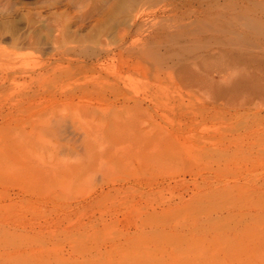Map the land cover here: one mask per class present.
Instances as JSON below:
<instances>
[{
    "label": "rangeland",
    "instance_id": "obj_1",
    "mask_svg": "<svg viewBox=\"0 0 264 264\" xmlns=\"http://www.w3.org/2000/svg\"><path fill=\"white\" fill-rule=\"evenodd\" d=\"M111 128L163 144L156 187L105 184ZM7 158L44 181L0 178V264H264V0H0Z\"/></svg>",
    "mask_w": 264,
    "mask_h": 264
},
{
    "label": "bare ground",
    "instance_id": "obj_2",
    "mask_svg": "<svg viewBox=\"0 0 264 264\" xmlns=\"http://www.w3.org/2000/svg\"><path fill=\"white\" fill-rule=\"evenodd\" d=\"M133 45V44H132ZM102 70V69H101ZM71 73V72H70ZM83 79V78H82ZM91 80V79H90ZM93 80V79H92ZM95 81V80H94ZM86 82V81H85ZM82 83V82H81ZM78 85V84H77ZM85 85V84H84ZM93 94V93H92ZM70 96V95H69ZM73 96H75V95H73ZM90 97V96H89ZM76 98V97H75ZM78 99V102L79 103H85V104H87V103H89V105H90V103H91V99L90 98H88V95H84V94H82V95H79L78 97H77ZM93 99V98H92ZM72 102V101H71ZM88 105V106H89ZM81 106H82V104H81ZM84 107H86V106H84ZM103 124V123H102ZM127 125V124H126ZM131 127V126H130ZM120 128H121V126H120ZM127 128V127H126ZM111 129H113V128H111ZM110 129V130H111ZM130 129V128H129ZM133 129V128H132ZM151 129H152V127H151ZM105 130V127H104V129H103V131ZM108 131V129H107V131L106 132H104V134H102L103 136L105 135V133H107V134H109V136L108 137H111V136H113V137H115V138H113L112 137V139L110 138V141L108 142V144H103V143H98V145L97 146H93L92 147V149L90 148L89 150L87 149V148H85V151L87 152H89L90 153V155H91V159H92V161L94 160L95 162H97V163H99V168L98 169H100V167L102 168V169H106L108 172H112V171H115V170H117V168H119V167H122V168H125L126 170H128V174H129V172H130V177H124V175H126V174H124L123 176H121V177H124V178H122V179H120L119 177H118V179L116 178V179H114L113 177V179H108V177H107V179H106V183L105 184H108V183H115V182H121V183H123V182H129V181H132V183H133V186L134 185H136V186H138V188H140V189H143L144 187H147V188H150L152 185L154 186V187H156L157 185H158V180H157V178H156V176H158V175H155V173L153 174L152 172L151 173H149L148 171H158V169H160V171L161 172H164V169H162V168H164V166H166L165 168H166V170L165 171H167V169L168 168H172V164L174 163L171 159H172V157H167L166 158V156L168 155H164L163 156V153H160L161 152V150L163 149L162 148V146L161 145H163L162 143L161 144H159V142L157 143V142H153V141H149L150 139H144V141H141V139H139L141 142H132V143H127L126 141L124 142V141H121L118 137H120L121 136V134H123V131L121 130V129H119V128H114L113 130H111V131ZM127 130V129H126ZM153 130V129H152ZM100 131H102V130H100ZM134 131H135V128H134ZM139 131H142V130H139ZM167 132V131H166ZM153 133V132H152ZM98 134V133H97ZM111 134V135H110ZM126 134H128L127 132H126ZM139 136H140V132L139 133H137ZM134 135V134H133ZM141 136H142V134H141ZM148 136V135H147ZM107 137V138H108ZM128 137V136H127ZM149 137H150V135H149ZM162 137V136H161ZM99 138V137H98ZM105 138V137H104ZM122 138V137H121ZM124 138V137H123ZM133 138V137H132ZM139 138V137H138ZM126 138H124V140H125ZM143 139V138H142ZM106 140V139H105ZM128 140V139H127ZM165 140V139H164ZM101 141H102V139H101ZM130 141V140H129ZM133 141V140H132ZM157 141V140H156ZM166 141H167V139H166ZM165 141V142H166ZM131 142V141H130ZM162 142H164V141H162ZM164 142V143H165ZM83 143V142H82ZM28 145V144H27ZM94 145V144H93ZM165 145V144H164ZM20 148V147H19ZM172 150V149H171ZM67 154H70V153H75L76 151H75V149L73 148V147H70V148H67ZM165 151V154H166V150H164ZM163 151V152H164ZM25 159V158H24ZM31 159V158H30ZM9 160H11V159H9ZM8 160V158L6 159V161L4 160L2 163L0 162V178H3V177H6V176H9V177H11V179L13 178V176L15 177H18V175H20L21 176V174H24L23 172H27L25 169L27 168V170H32V171H34L32 168H34V167H28V164L29 163H27V165L26 164H23L24 162H23V160L22 161H19V162H12V161H9ZM15 160H16V158H15ZM17 160H19V159H17ZM30 161V160H29ZM68 161V160H67ZM74 161V160H73ZM21 162V164H19ZM23 162V163H22ZM71 162V161H70ZM171 162H173V163H171ZM25 163H26V161H25ZM167 163H168V165L170 166V167H167ZM171 163V164H170ZM17 164H19V165H17ZM93 164V163H92ZM21 165V166H20ZM24 165H26V166H24ZM30 166H31V163H30ZM37 166V165H36ZM29 168V169H28ZM39 168V167H38ZM89 168H93V167H89ZM88 169V168H87ZM37 170V169H36ZM40 170V169H39ZM39 170L38 171H36L39 175H41L40 173H39ZM70 170H71V167H70ZM77 170V169H76ZM123 170V169H122ZM122 170H117L119 173H120V171L122 172ZM163 170V171H162ZM92 171V170H91ZM100 171H101V169H100ZM125 171V170H124ZM159 171V172H160ZM29 172V171H28ZM27 172V173H28ZM31 172V171H30ZM96 172V171H95ZM106 172V171H105ZM146 172H148V173H146ZM122 173H125V172H122ZM33 174H34V172H33ZM33 174H32V176H33ZM66 174V173H65ZM93 174H94V172H93ZM148 174V175H147ZM153 174V175H152ZM157 174V173H156ZM159 175H160V173H158ZM163 175L164 174H166V173H162ZM29 175H31V174H29L28 173V175H26L24 178L23 177H20V179H22L23 178V180H20L19 181V178H18V183L16 184V186L18 187V193L16 194V196H19L18 194H24V193H26L27 195H29L30 194V192H34V190L33 189H35L33 186H35V185H38V183H39V180H41L42 182L44 181L42 178H36V177H32V176H29ZM54 175V174H53ZM108 175H110V174H108ZM43 176V175H42ZM45 176V175H44ZM104 175H102V177H103ZM114 176V175H113ZM116 176V175H115ZM114 176V177H115ZM9 177H8V182H9ZM15 177V178H16ZM46 177V176H45ZM173 177V176H172ZM104 178H106V177H104ZM161 178H163V177H161ZM5 180V179H4ZM7 180V179H6ZM6 180L4 181L5 182V184H6ZM13 180V179H12ZM17 180V179H16ZM50 180V179H49ZM3 181V180H2ZM166 181V180H165ZM3 182V183H4ZM11 182V181H10ZM16 181H13V183H15ZM42 182H41V184H42ZM50 182V181H49ZM164 182V181H163ZM163 182H161V183H163ZM52 183V182H51ZM53 183H54V181H53ZM131 183V182H130ZM41 184H39V186L41 185ZM15 185V184H14ZM43 185H44V183H43ZM51 185H53V184H51ZM50 185V186H51ZM177 185V184H176ZM42 186V185H41ZM16 187V188H17ZM52 187V186H51ZM6 188V187H5ZM12 188H14V187H12ZM32 188V190L33 191H31L30 189ZM146 188V189H147ZM136 190L137 189H134V191H133V189H132V191L131 192H133V193H135L136 192ZM116 192H118L119 190L117 189V190H115ZM29 192V193H28ZM161 192V191H160ZM129 193V192H128ZM107 194V193H106ZM130 194V193H129ZM118 195H119V193H118ZM0 201H4V200H8L9 201V203L10 202H12L14 199H12L11 198V196L10 195H8V193L6 192V191H4V192H2V194H0ZM30 196H31V194H30ZM128 196V195H127ZM21 197V196H20ZM16 198V197H15ZM17 198H19V197H17ZM16 198V199H17ZM180 198H182V197H180ZM179 198V199H180ZM133 200V199H132ZM162 200V199H161ZM160 200V201H161ZM131 201V200H130ZM163 201V200H162ZM181 201V200H180ZM167 202V201H166ZM13 203V202H12ZM158 203V202H157ZM163 204H164V201L162 202ZM13 204H15V203H13ZM13 204H9L8 206H12ZM158 205H159V203H158ZM148 206V205H147ZM161 206V205H160ZM171 206V205H170ZM7 207V206H6ZM121 207V206H120ZM143 208H146V207H143ZM150 208L152 209V213L151 214H144L145 216H144V218L141 220V223H140V227L141 226H143V225H145L146 224V222H148V220L150 219V217L149 216H155V215H157V213L155 212L156 211V208L154 207V206H152V205H150ZM120 210V209H119ZM149 210V209H148ZM169 210H171V209H169ZM174 210V209H173ZM144 211V210H143ZM164 211H166L165 209L160 213V214H158L159 216H157V217H160V218H164V216H165V212ZM168 211V210H167ZM172 211V210H171ZM139 214V213H138ZM171 215V214H170ZM137 217H139V215H137ZM154 222V221H153ZM134 224H135V222H134ZM18 227H20V228H22V229H27V228H29L30 230H33L34 229V226H33V224L32 223H27V224H24L23 222H21V223H19L18 224ZM26 232V231H25ZM24 237V236H23ZM23 242V241H22ZM31 242V241H30Z\"/></svg>",
    "mask_w": 264,
    "mask_h": 264
}]
</instances>
